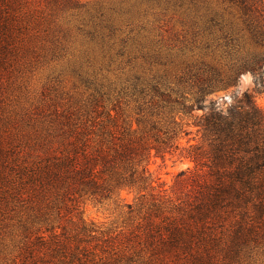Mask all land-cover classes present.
Wrapping results in <instances>:
<instances>
[{
  "label": "trees",
  "instance_id": "obj_1",
  "mask_svg": "<svg viewBox=\"0 0 264 264\" xmlns=\"http://www.w3.org/2000/svg\"><path fill=\"white\" fill-rule=\"evenodd\" d=\"M245 70L264 90L257 63L223 70L202 61L185 65L175 86L133 82L114 96L100 84L34 118L23 144L0 141V264L249 262L264 238V109L249 91L224 109L204 103ZM123 95L135 103L132 120ZM181 115L196 128L194 143L179 141L190 134ZM177 150L193 167L176 174L168 193L147 165ZM123 191L134 193L124 224L79 216L83 202L120 201Z\"/></svg>",
  "mask_w": 264,
  "mask_h": 264
},
{
  "label": "rangeland",
  "instance_id": "obj_2",
  "mask_svg": "<svg viewBox=\"0 0 264 264\" xmlns=\"http://www.w3.org/2000/svg\"><path fill=\"white\" fill-rule=\"evenodd\" d=\"M10 2L7 7L0 3V141L5 147L23 144L33 119L51 105L80 100L100 84L114 96L133 82L175 86L174 77L185 65L202 61L223 70L228 62L257 63L264 79V0H196L192 9H186V0ZM244 91L264 109V90L248 70L234 84L207 93L204 103L224 109ZM123 96L124 114L132 120L135 103ZM181 117V131L190 134L180 132L179 141L194 143L196 128ZM147 167L155 184L170 193L176 174L193 162L177 150L152 155ZM133 202L134 193L126 191L116 202L87 200L79 216L122 225L126 203ZM246 264H264V238Z\"/></svg>",
  "mask_w": 264,
  "mask_h": 264
}]
</instances>
